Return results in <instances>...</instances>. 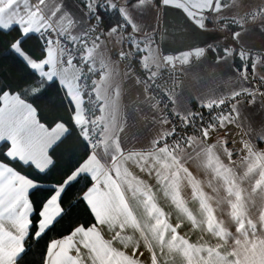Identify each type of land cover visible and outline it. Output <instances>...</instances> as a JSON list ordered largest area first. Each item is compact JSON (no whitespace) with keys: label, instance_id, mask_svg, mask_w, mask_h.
Listing matches in <instances>:
<instances>
[{"label":"snow or ice","instance_id":"obj_1","mask_svg":"<svg viewBox=\"0 0 264 264\" xmlns=\"http://www.w3.org/2000/svg\"><path fill=\"white\" fill-rule=\"evenodd\" d=\"M155 3L181 9L200 29L205 28V13L219 14L228 6L224 0ZM147 4L148 0H85L87 17L77 20L59 0L51 7L48 0H0V31L18 33L9 49L37 77L30 86L32 93L58 86L71 106L68 122L48 126L25 99L26 91L0 88V143L7 145L5 159L0 160V264H28L27 242H39L64 218V197L81 179L88 183L79 200L87 206L93 223L78 224L67 235L49 241L41 264H145V253L147 264H170L166 256L172 262L180 256L182 264H264V149L244 142L236 151L228 147L227 139H212L214 131L240 117L241 96L255 104L264 93L241 89L228 96L202 98L201 108L221 109L207 124L200 114L176 110L171 115L183 124L179 135L168 114L155 115L165 98L175 107L176 97L168 90L160 101L148 96L154 122L166 127L139 148L123 145L121 134L126 129L116 122L115 101L112 112L106 114L109 101L100 88L110 73L103 59L96 67V53L108 40L119 36L123 46L127 39L130 51H121L118 57L131 56L149 70V80L157 79L148 63L152 55L145 43L148 37L137 40L131 34L143 31L134 13ZM110 13L118 19L102 29ZM84 19L89 22L83 23ZM257 19L264 22V8L234 16L231 23L241 31H233L232 39L242 43L244 24H255ZM129 29L127 37L122 35ZM35 34L43 39L38 56L25 48ZM206 51L214 50L198 47L178 58L161 59L175 67V60L190 63V57L201 59ZM229 56L240 58L242 65L234 71L244 79L249 69L256 72L257 63L243 47L226 46L217 64ZM93 76H99V83ZM197 118L201 123L190 134L187 130L195 127ZM74 130L86 153L42 201L34 202L30 193L41 188V174L54 163L52 153ZM259 139L264 142V135ZM12 162L33 168L37 175L22 174ZM185 220L191 229L200 231L199 240L181 233Z\"/></svg>","mask_w":264,"mask_h":264},{"label":"crops","instance_id":"obj_2","mask_svg":"<svg viewBox=\"0 0 264 264\" xmlns=\"http://www.w3.org/2000/svg\"><path fill=\"white\" fill-rule=\"evenodd\" d=\"M123 0H120V3ZM64 5L66 12H70L77 20L87 17L88 9L85 7V0H59ZM79 2L81 6L79 5ZM49 6L57 3V0H48ZM230 17L214 20L212 15L205 18L204 23L207 29L200 30L193 26L178 11L156 5L155 0H148V4L134 13L137 25L143 30L139 33L123 32L127 37L131 33L134 39L144 40L147 45L155 43L156 52L149 57L148 63L152 68L163 67L162 55L166 53L191 50L198 47L205 49H216L223 52V45L230 48L243 47L250 52L251 60L257 63L256 72L253 74L249 69L247 79L234 71L240 67L242 62L238 56H229L220 64H217L216 55H206L201 59L192 60L187 66L180 67L183 73L179 86L172 96L176 97L177 104L172 105L173 112H192L202 115L208 111L201 108L199 102L209 95L228 96L233 90L253 89L264 82V22L257 20L255 24L248 22L244 24V35L242 43L232 39L233 31H241L238 24L231 23L234 16L258 8H264V0H227ZM232 12V14H231ZM88 23L87 19L82 21ZM67 25L68 21H62ZM115 24V23H114ZM234 29V30H233ZM168 32V38L165 36ZM221 32L223 35H221ZM121 51H130L127 39L123 46L120 37L108 40L106 46H102L96 53V67H100L103 59L107 64L110 73L107 82L100 88L101 95L106 96L109 107L106 114L112 112V104L115 101V119L118 125L125 127V133L121 134L122 143L125 147L135 146L137 148L146 146L151 139L163 131L166 126L154 122L153 111L150 110L146 98L149 96L145 91V79L130 76L126 68L120 64L116 57ZM215 51V50H214ZM213 52V51H212ZM140 59V57H136ZM99 83V76H93ZM139 81V82H138ZM91 83V81H90ZM264 93L263 91H260ZM67 99V98H66ZM240 117L235 123L223 129H217L212 133L213 140H228V147L236 151L240 150L241 143L248 142L257 149H264V142L259 138L264 135V95L257 96L255 104L241 101L239 106ZM162 112L161 106L155 115ZM227 112V111H226ZM99 115V113H96ZM2 143H0L1 145ZM166 210L169 209L167 202L160 198ZM174 212V210H172ZM175 214V213H174ZM191 240H199L201 233L198 229H191L185 220L180 229ZM206 235V234H205ZM206 238H208L206 236ZM210 239V238H209ZM145 264L148 262L147 253L143 258ZM170 264H182V257L176 256L174 262L170 257Z\"/></svg>","mask_w":264,"mask_h":264},{"label":"trees","instance_id":"obj_3","mask_svg":"<svg viewBox=\"0 0 264 264\" xmlns=\"http://www.w3.org/2000/svg\"><path fill=\"white\" fill-rule=\"evenodd\" d=\"M79 5L81 6L80 2ZM115 13H110L104 17L102 29L108 27L117 21ZM93 25L97 22L95 19L90 21ZM234 30V29H233ZM16 31L3 32L0 31V88H11L12 91H26L25 99L32 103L38 110V118L42 123L52 126L55 122H68L70 115V105L63 91L58 86H45V91L34 95L31 91V85L36 81L37 77L32 71L25 66L20 58L9 49V43L12 38L16 37ZM42 43L39 34H35L26 42L25 48L30 55L38 56L42 49ZM208 51L209 55H221L220 50ZM7 145H0V160H4V151ZM87 148L79 139L77 131H73L67 136L62 143L59 144L52 153L53 165L41 174L39 190H32L30 199L34 202L42 201L46 194L56 186L59 181L70 169L75 167L80 159L86 153ZM12 166L21 171L22 174L35 177L37 175L33 168L22 166L20 163L12 162ZM87 179H81L64 197V208L66 214L55 227L49 231L46 236L39 242L29 240L27 246L29 255L27 257L28 264H41V257L46 249V245L53 239H59L78 224H91L93 217L87 206L79 200V196L87 186Z\"/></svg>","mask_w":264,"mask_h":264},{"label":"built area","instance_id":"obj_4","mask_svg":"<svg viewBox=\"0 0 264 264\" xmlns=\"http://www.w3.org/2000/svg\"><path fill=\"white\" fill-rule=\"evenodd\" d=\"M97 23V22H96ZM95 23V24H96ZM94 24V25H95ZM102 27V25H101ZM39 39L43 45V39L39 36ZM116 60L122 64L126 70L128 71L130 76L138 77L139 79H145L146 89H148V95L155 97L157 101H160L163 93L165 90H168L170 92V95L174 93V91L179 86V83L182 79L183 73L178 67L174 68H168L166 66H163L161 68H152L151 70L156 71L158 76L155 81L149 80L150 72L149 70H145L141 64L137 63L136 61L132 60L131 56L128 59L121 60L118 56L116 57ZM138 60V59H136ZM93 78V77H92ZM90 83V81H89ZM257 90L264 92V82H261L257 86ZM241 101H247L246 96H241ZM164 104H167L168 107L164 108ZM162 112L168 114L170 116V122L171 124H174L177 128V134L179 135L180 131L183 130V124L180 120H178L175 116H172L171 113L172 110V104L168 102V100L165 98L163 101V104H160ZM88 107H91L90 105ZM223 107L224 112L228 111L229 105L225 104ZM221 109H213L211 112L208 110L202 114L203 116V123L207 124L209 121L213 119L216 115L220 113ZM201 121L199 118L195 120V127L190 128L187 131L191 134L195 131L196 128L199 127Z\"/></svg>","mask_w":264,"mask_h":264},{"label":"water","instance_id":"obj_5","mask_svg":"<svg viewBox=\"0 0 264 264\" xmlns=\"http://www.w3.org/2000/svg\"><path fill=\"white\" fill-rule=\"evenodd\" d=\"M193 2H198V0H193ZM224 2L226 3L227 2V0H224ZM161 6H163V5H161ZM164 7V6H163ZM167 8H169V9H172V10H175V11H178L179 13H181L193 26H195L196 28H198V29H200L197 25H196V23H195V21H193V20H191L190 18H188L187 17V15H186V13H184L181 9H176V8H174V7H171V6H169V7H167ZM213 14V13H212ZM205 15V18L207 17V16H209L207 13H205L204 14ZM205 29H207V27L205 26V28L204 29H200V30H205ZM196 49V48H195ZM195 49H191V50H182V51H179V52H172V53H166V54H163L162 55V57L163 56H172V57H174V58H178V57H180L182 54H186V53H189V52H192V51H194ZM189 60L190 61H192L193 60V58H189ZM174 63H175V67H184V66H187L189 63H183V62H181L180 60H175L174 61ZM163 65L164 66H166V67H168V68H174V67H172V66H170V65H165L164 63H163Z\"/></svg>","mask_w":264,"mask_h":264},{"label":"rangeland","instance_id":"obj_6","mask_svg":"<svg viewBox=\"0 0 264 264\" xmlns=\"http://www.w3.org/2000/svg\"><path fill=\"white\" fill-rule=\"evenodd\" d=\"M121 3H124V0L121 2ZM232 14V12H231ZM213 17L214 20H217V19H221V18H228L230 17V11L229 9H223L219 14L217 13H213L211 14ZM259 21H261L260 19H257ZM221 35H223V33L221 32ZM165 36L166 38H168V32H165ZM148 47H150V50L152 52V54H154L156 52V46H155V43L152 42L150 45H148ZM226 47V45H223V49ZM218 49V47L216 48V50ZM180 69V67H178Z\"/></svg>","mask_w":264,"mask_h":264}]
</instances>
